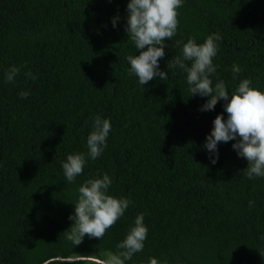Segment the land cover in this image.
<instances>
[{"label":"trees","instance_id":"16d2710c","mask_svg":"<svg viewBox=\"0 0 264 264\" xmlns=\"http://www.w3.org/2000/svg\"><path fill=\"white\" fill-rule=\"evenodd\" d=\"M128 3L0 0V264H97L84 258L117 252L141 213L147 238L126 264H264V177L244 175L236 141L219 142L210 162L205 138L216 115L227 118L225 102L200 111L208 97L191 95L187 73L170 67L182 57L176 41L218 33L213 86L223 80L231 94L250 79L264 91V0H183L159 60L168 79L145 85L129 75L126 58L139 50L125 30ZM13 65L20 73L7 83ZM96 116L111 123L107 147L69 183L61 162L87 153ZM101 174L110 195L132 203L101 240L75 246L64 231L78 189Z\"/></svg>","mask_w":264,"mask_h":264},{"label":"clouds","instance_id":"9594fccd","mask_svg":"<svg viewBox=\"0 0 264 264\" xmlns=\"http://www.w3.org/2000/svg\"><path fill=\"white\" fill-rule=\"evenodd\" d=\"M183 0H129L127 4L126 32L134 42L139 55L127 56L130 64L129 75L135 74L140 85H145L155 78L161 81L168 79L167 71L160 70L159 60L165 56L168 47L165 41L171 40L177 33L179 21L178 11ZM119 17L112 18L113 27ZM221 36L213 33L203 43L198 44L196 38L189 37L187 42L176 41L182 45V57L173 58L170 67L181 68L187 73V83L191 95L208 97L200 107V111L214 110L218 101H224V112L213 120V128L205 138L204 147L214 156L210 162L218 159L217 144L219 142L236 141L232 144L239 157L247 160L243 173L247 178L264 177V91L252 86L250 79H242L239 85L229 94L225 82L218 80L213 86L211 77L216 73L217 65L213 58L218 51ZM190 61V66L185 63ZM233 78L241 72L238 65L232 66ZM20 68L13 65L5 73V82L14 83ZM26 76L35 80L31 72ZM30 93L21 91L18 95L23 99ZM111 131L108 119L96 116L93 118L92 131L87 137V153L68 154L62 161V169L66 181L72 183L83 173L87 160H95L107 147V137ZM112 184L109 175L101 174L99 178H89L79 187L78 200L74 204V213L68 219L72 221L65 230L66 238L76 246L84 236L101 240L109 228L123 215L132 203L128 198H116L108 193ZM253 201H249L252 207ZM143 213L138 214L125 238L117 244L118 251L110 253L107 259L97 264H126L134 254L141 252L147 238L148 229L143 223ZM148 264H160L150 257Z\"/></svg>","mask_w":264,"mask_h":264},{"label":"rangeland","instance_id":"374dc122","mask_svg":"<svg viewBox=\"0 0 264 264\" xmlns=\"http://www.w3.org/2000/svg\"><path fill=\"white\" fill-rule=\"evenodd\" d=\"M84 259H89V260H96V261H99L98 259H91V258H84Z\"/></svg>","mask_w":264,"mask_h":264}]
</instances>
